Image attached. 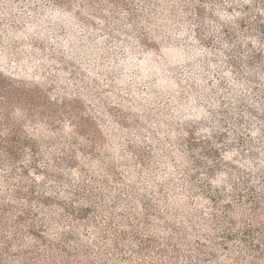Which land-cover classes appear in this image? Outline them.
I'll return each mask as SVG.
<instances>
[{"label":"rangeland","instance_id":"rangeland-1","mask_svg":"<svg viewBox=\"0 0 264 264\" xmlns=\"http://www.w3.org/2000/svg\"><path fill=\"white\" fill-rule=\"evenodd\" d=\"M66 1L64 7L53 0H0V71L38 85L52 102L68 103L56 130L38 123L31 132L75 153V164L60 171L65 184L39 181L55 197L91 206L75 231L90 251L88 262L170 264L169 253L132 252L131 226L156 248L178 245L177 264H189L194 242L205 238L218 257L208 264H249L250 253L236 261L235 243L224 250L209 242L217 235L213 200L196 189L208 179L212 192L221 190L219 202L230 205L234 227L253 219L264 225L262 0H188L201 2L203 20L186 0L95 7ZM71 113L89 124L95 142L76 134ZM204 145L218 153L208 157ZM41 147L42 167L55 170L49 146ZM192 156L203 165L196 185ZM214 157L220 166L210 174ZM247 187L255 210L234 197ZM59 225L70 226L67 219ZM118 232L126 233L123 258L111 244ZM258 258L254 264H264V253Z\"/></svg>","mask_w":264,"mask_h":264},{"label":"trees","instance_id":"trees-1","mask_svg":"<svg viewBox=\"0 0 264 264\" xmlns=\"http://www.w3.org/2000/svg\"><path fill=\"white\" fill-rule=\"evenodd\" d=\"M53 1L64 7L69 6V1L66 0ZM83 1H86L90 7H95L101 1L108 6H116L120 3V0ZM122 1L125 3V0ZM186 2L188 5H195L196 16L199 20H203L200 10L201 2L196 4L193 1L186 0ZM231 2L234 4L233 1ZM223 28L225 32L229 29L228 26ZM49 98L46 91L38 85L16 79L0 71V264H109L88 262L92 257L90 251L80 246L75 233L80 223L88 221V217L93 212L91 206L79 204L73 198L65 200L55 197L39 181L40 177H48L60 184H65L60 173L61 168L75 164V153L69 145H62L54 138L45 141L31 132L38 123L56 130L62 116V109H69L66 101L58 104V101L52 102ZM71 114L70 118L73 119L76 134L85 137L88 141L91 136V140L95 142V136L89 131V124L78 120V114ZM222 137L223 134L220 133L218 139ZM41 143L49 146L50 160L55 170L49 168V165L42 167L44 154ZM186 146L193 154L191 140H186ZM209 146L202 147L208 157L213 156L216 150L218 153L216 147ZM215 157L214 165L208 169L210 174L214 166H220ZM192 158L196 171L190 178L192 185H196L200 182L196 176L199 170L203 169V165L195 157L192 156ZM210 174L207 173V177ZM204 182L205 184L200 186L202 189L196 190H201L207 194L208 199L213 200L211 224L217 235L209 238V242L224 250H229L230 245L235 243L237 262L240 261L239 255L250 253L252 261L249 264L256 263L259 259L258 255L264 253V225L253 219L234 227L235 224L229 216L230 205H221L219 202L224 200L225 195L221 190L212 192L210 180L206 179ZM237 189L238 185L235 184L234 190ZM73 191L78 195L80 193L79 189H73ZM246 191L245 195L235 193L234 197L242 201L244 199L251 201L252 210H255L256 200L251 196L253 190L247 187ZM71 195L75 197L76 193ZM145 207L149 206L145 204ZM66 219L70 225L68 230L60 228L59 225ZM51 226H56L58 231L56 238L49 236ZM130 228L135 241L132 252L144 253L154 249L159 258L165 257L168 253L171 254L170 264H177L178 245L172 244L168 248L165 244H161L156 248L151 238L143 239L134 227L130 226ZM125 236L126 233L118 232L113 235V242L111 241L113 251L122 258L125 256V251L122 250L120 241ZM206 240L205 238L194 242V249L187 257L189 264H208L218 259L213 247H210ZM80 255L84 258L81 261L78 260ZM144 264L156 263L144 262Z\"/></svg>","mask_w":264,"mask_h":264}]
</instances>
